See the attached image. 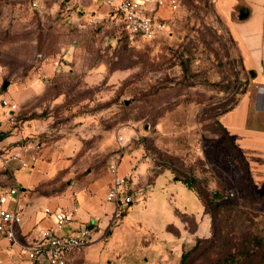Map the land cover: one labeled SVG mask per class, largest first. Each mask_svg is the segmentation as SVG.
Segmentation results:
<instances>
[{
	"label": "rangeland",
	"instance_id": "rangeland-1",
	"mask_svg": "<svg viewBox=\"0 0 264 264\" xmlns=\"http://www.w3.org/2000/svg\"><path fill=\"white\" fill-rule=\"evenodd\" d=\"M81 1L0 0V94L38 123L54 167L39 190L109 173L125 135L126 154L189 177L215 203L209 233L195 237L197 222L182 215L185 231L169 224L177 237L167 240L138 225L117 235L123 211L73 264H264V198L220 122L256 83L213 0H178L165 32L137 40Z\"/></svg>",
	"mask_w": 264,
	"mask_h": 264
},
{
	"label": "crops",
	"instance_id": "crops-1",
	"mask_svg": "<svg viewBox=\"0 0 264 264\" xmlns=\"http://www.w3.org/2000/svg\"><path fill=\"white\" fill-rule=\"evenodd\" d=\"M213 2L216 14L237 45L244 68L252 74L256 83V89L246 91L233 108L221 115L220 122L247 163L255 196L264 198V0ZM80 4L85 9L89 8L90 12L97 13L95 16L109 13V6L104 0H82ZM157 13L165 17L170 12L165 6L159 8ZM1 96H8L17 102L8 95V91L1 93ZM37 128L38 123L33 119L25 120L20 129L5 133L0 138V147L12 153L25 154L20 146L21 141L25 136L41 133ZM45 146L34 168H22L16 163L9 170L0 167V190L5 191L15 184L20 187L22 221L16 226V239L20 242L33 241L39 235L38 226H52V219L44 211L49 206L76 209L74 222L62 232H74L78 227L86 225L91 231V244L99 243L112 224L115 210L114 204L106 200L112 175L110 172L98 177L90 174L83 181L72 183L59 193H42L39 186L52 175L54 168L46 157ZM134 154L123 155L119 171L131 176V189L135 196H146V199L127 210L122 226L115 233L121 235L125 228L132 229L138 225L140 228L153 229L161 240L175 239L177 236L167 226L172 224L180 231H185L182 215H191L197 222L195 237L209 233L211 217L205 212V205L198 193L181 181L174 180V174L169 169L154 166L150 159H136ZM185 188L192 191L194 198ZM184 195L187 197L180 201L179 197ZM175 200L182 210L178 209ZM15 205L11 199L6 206L12 208ZM0 246V264H25L26 260L18 254L17 246L9 239L1 238ZM85 250L73 254L67 264L76 262Z\"/></svg>",
	"mask_w": 264,
	"mask_h": 264
},
{
	"label": "built area",
	"instance_id": "built-area-1",
	"mask_svg": "<svg viewBox=\"0 0 264 264\" xmlns=\"http://www.w3.org/2000/svg\"><path fill=\"white\" fill-rule=\"evenodd\" d=\"M109 6L111 20L118 21L122 26V33L131 40L139 38H154L165 32L167 23L157 11L161 7L176 9L178 0H104ZM67 9H70L67 6ZM18 103L8 97H0V138L5 133L20 129L23 122L19 118ZM120 147L113 157L109 171L112 181L106 192V200L115 206L112 220L117 221L123 211L132 205L140 203L131 189V176L121 174L120 162L125 154V148L131 138L121 135ZM22 153L10 152L0 147V167L11 169L13 163L22 168H34L40 160L41 151L45 141L39 135L25 136L21 141ZM26 155V156H25ZM20 187L15 184L5 191L0 190V239L6 237L13 245L17 246V252L26 262L25 264H67L69 258L76 252L86 248L92 243L91 231L84 225L74 232H62L75 220L76 209H64L61 207L44 209L46 215L52 219L53 225L49 227L38 226V237L33 241L20 242L16 239V226L22 221V208L19 205ZM234 196V192L227 191L223 198ZM13 199L16 205L8 208L6 205ZM2 260V248L0 246V261Z\"/></svg>",
	"mask_w": 264,
	"mask_h": 264
},
{
	"label": "trees",
	"instance_id": "trees-1",
	"mask_svg": "<svg viewBox=\"0 0 264 264\" xmlns=\"http://www.w3.org/2000/svg\"><path fill=\"white\" fill-rule=\"evenodd\" d=\"M234 107V106H233ZM232 107V108H233ZM231 109V108H230ZM230 109H228V110H230ZM228 110H225L224 112H226V111H228ZM19 118L21 119V121L24 123V119H22L21 118V116H20V114H19ZM35 135H39L41 138H43L44 139V137H43V135L41 134V133H35ZM233 141V140H232ZM233 144H234V146H235V148L237 149V151H238V153H239V157L241 158V161L243 162V164H245V166H246V168H247V171H248V174H249V169H248V166H247V163H246V161H245V159L243 158V156L241 155V153L239 152V150H238V148H237V146L235 145V143H234V141H233ZM113 159V158H112ZM112 161V160H111ZM111 163V162H110ZM110 167V166H109ZM110 172V171H109ZM174 174V173H173ZM249 181L251 182V179H250V174H249ZM173 179L174 180H176V181H181L182 183H184L185 184V186H187L188 188H190V189H192V190H195L197 193H198V195H199V197H200V199L203 201V197H202V194L194 187V184H193V181L189 178V177H186V178H179V177H177L176 175L173 177ZM224 199V198H223ZM203 203H204V205H205V212L206 213H208L207 212V206H208V204L209 203H215V196H212L211 198H210V200L207 202V203H205L204 201H203ZM187 255H188V253H184L183 254V256H182V262H184V260L186 259V257H187Z\"/></svg>",
	"mask_w": 264,
	"mask_h": 264
},
{
	"label": "water",
	"instance_id": "water-1",
	"mask_svg": "<svg viewBox=\"0 0 264 264\" xmlns=\"http://www.w3.org/2000/svg\"><path fill=\"white\" fill-rule=\"evenodd\" d=\"M8 84H9L8 81H4L2 87H3V88H6V87L8 86Z\"/></svg>",
	"mask_w": 264,
	"mask_h": 264
}]
</instances>
